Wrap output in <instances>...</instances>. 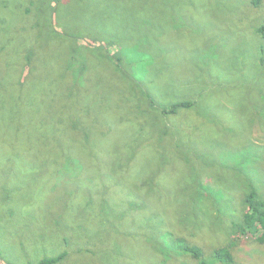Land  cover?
I'll use <instances>...</instances> for the list:
<instances>
[{"label":"rangeland","instance_id":"rangeland-1","mask_svg":"<svg viewBox=\"0 0 264 264\" xmlns=\"http://www.w3.org/2000/svg\"><path fill=\"white\" fill-rule=\"evenodd\" d=\"M34 1L0 0V264H193L166 233L234 247L264 200V2ZM232 251L264 264L252 237Z\"/></svg>","mask_w":264,"mask_h":264},{"label":"trees","instance_id":"trees-1","mask_svg":"<svg viewBox=\"0 0 264 264\" xmlns=\"http://www.w3.org/2000/svg\"><path fill=\"white\" fill-rule=\"evenodd\" d=\"M255 4H261L264 2V0H255ZM46 3L47 0H40L39 3L36 2V0L33 2V4L37 5V8L42 11L46 9ZM52 6V5H51ZM27 11H31V7H27ZM48 20H51V17L48 18ZM35 26L37 27L40 20L37 21L34 20ZM42 28V26H40ZM47 31H50L49 26H45ZM262 32H264V27L260 29ZM92 44L98 43V39H92ZM78 57V53L75 52L72 54V60H76ZM31 62H28V65L25 69L26 73H30ZM87 72V65L84 64H75L71 62V64L65 69V73L69 75V78L71 79V87L69 86L67 88V91L73 94L76 90L79 89V87L82 85V76H85V73ZM82 74V75H81ZM79 77V79H77ZM78 82V83H76ZM139 85L140 84H136ZM76 88V90H75ZM142 90L146 97L149 99L151 98V95L148 94L144 88L142 87ZM196 101V100H195ZM152 104L155 106V100L151 98ZM193 100H185L182 102H176L173 103L169 108L168 106H165L163 108V111L165 113L172 112L175 113L177 109L181 107H187L192 108ZM143 105L138 102V108H141ZM247 203V211L244 213L243 217L234 225L233 234L236 236V239L241 241L243 237H252L256 241L264 243V200L261 198H258L254 193L247 196L246 199ZM138 204H141V202H138L136 199L133 203L134 208H138ZM194 224H200V220ZM246 235V236H245ZM232 237L231 235H229ZM165 238L169 239V244L171 243L174 246V249H180L183 253V257H188L193 259V264H245L240 263L239 260H237V257L235 256V253L232 251V249L237 246L239 241H235L236 245L232 247L231 243L225 244L221 247L215 248L213 251H208L204 249L203 247L199 245H192L187 242H184V240L180 238H176L172 236L169 233L165 234ZM67 253L64 252L58 257L50 258L43 260L40 264H52L57 263L61 260H63L66 257Z\"/></svg>","mask_w":264,"mask_h":264},{"label":"bare ground","instance_id":"bare-ground-1","mask_svg":"<svg viewBox=\"0 0 264 264\" xmlns=\"http://www.w3.org/2000/svg\"><path fill=\"white\" fill-rule=\"evenodd\" d=\"M250 8V7H249Z\"/></svg>","mask_w":264,"mask_h":264}]
</instances>
